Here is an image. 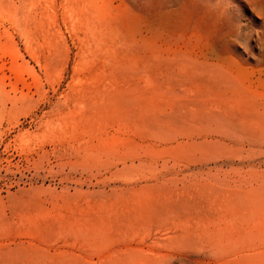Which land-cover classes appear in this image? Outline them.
Listing matches in <instances>:
<instances>
[{
	"label": "rangeland",
	"instance_id": "rangeland-1",
	"mask_svg": "<svg viewBox=\"0 0 264 264\" xmlns=\"http://www.w3.org/2000/svg\"><path fill=\"white\" fill-rule=\"evenodd\" d=\"M262 227L264 0H0V264H264Z\"/></svg>",
	"mask_w": 264,
	"mask_h": 264
},
{
	"label": "bare ground",
	"instance_id": "bare-ground-1",
	"mask_svg": "<svg viewBox=\"0 0 264 264\" xmlns=\"http://www.w3.org/2000/svg\"><path fill=\"white\" fill-rule=\"evenodd\" d=\"M164 5V4H163ZM158 11V10H157ZM156 11V12H157ZM159 12V11H158ZM156 14V13H155ZM148 16V15H147ZM150 16H153V15H150ZM159 21V20H158ZM155 23H156V21H155ZM154 24V23H153ZM117 221V220H116ZM159 221H162V220H159ZM169 221V220H168ZM182 221V220H181ZM227 221V220H226ZM235 221V220H234ZM258 221V220H257ZM122 222V221H121ZM164 222V221H163ZM166 223H167V220L165 221ZM165 222H164V224H165ZM210 222V221H209ZM208 222V223H209ZM238 222H240V221H238ZM253 222V221H252ZM120 223V222H119ZM125 223V222H124ZM149 223V222H148ZM157 223H159V222H157ZM199 223V222H198ZM216 223V222H215ZM220 223V222H219ZM234 223V222H233ZM247 223V222H246ZM263 223V222H262ZM126 224V223H125ZM154 224H156V223H154ZM185 224V223H184ZM187 224V223H186ZM201 224V223H200ZM213 224V223H212ZM217 224V223H216ZM227 224V223H226ZM228 224H229V221H228ZM227 224V225H228ZM235 224V223H234ZM248 224H249V222H248ZM255 224H256V222H255ZM158 225V224H157ZM173 225V224H172ZM182 225V224H181ZM189 224H187V225H185V226H188ZM219 225V224H218ZM225 225V224H224ZM253 225V224H252ZM124 226V225H123ZM126 226V225H125ZM132 226V225H131ZM145 226H146V224H145ZM148 226V225H147ZM155 226V225H154ZM200 226H202V225H200ZM207 226V225H206ZM217 226V225H216ZM215 226V227H216ZM223 226V225H222ZM233 226V225H232ZM236 226V225H235ZM136 227V226H135ZM171 227V226H170ZM190 227V226H189ZM203 227V226H202ZM240 227V226H239ZM127 228V227H126ZM131 228V227H130ZM151 228V227H150ZM164 228V227H163ZM162 228V229H163ZM179 228V227H178ZM205 228H207V227H205ZM220 228V227H219ZM256 228V227H255ZM260 228V227H259ZM263 228V227H262ZM261 228V229H262ZM155 230H156V228H154ZM180 229V228H179ZM195 229V228H194ZM202 229V228H201ZM200 229V230H201ZM208 229V228H207ZM221 229V228H220ZM247 229V228H246ZM250 229V228H249ZM264 229V228H263ZM138 230V229H137ZM146 230V229H145ZM170 230V229H169ZM175 230V229H174ZM190 230H191V228H190ZM227 230V229H226ZM253 230V229H252ZM256 230V229H255ZM117 231H120V230H117ZM159 231V230H158ZM189 231V230H188ZM196 231V230H195ZM218 231V230H217ZM228 231V230H227ZM115 232V231H114ZM122 232V231H121ZM132 231H130V233H131ZM202 232V231H201ZM221 232H222V230H221ZM119 233V232H118ZM141 233V232H140ZM155 233V232H154ZM217 233V232H216ZM125 234V233H124ZM134 234V233H133ZM182 234V233H181ZM198 234V233H197ZM229 234V233H228ZM121 235V234H120ZM151 235V234H150ZM158 235H159V233H158ZM164 235V234H163ZM172 235H174V234H172ZM178 235V234H177ZM206 235H208V234H206ZM244 235V234H243ZM137 236H139V235H137ZM176 236V235H175ZM184 236H185V234H184ZM184 236H182V238L184 237ZM220 236V235H219ZM123 237V236H122ZM154 237V236H153ZM125 238V237H124ZM128 238V237H127ZM126 238V239H127ZM130 238V237H129ZM138 238V237H137ZM155 238V237H154ZM169 238H170V236H169ZM215 238V237H214ZM113 239V238H112ZM134 239V238H133ZM142 239V238H141ZM146 239V238H145ZM149 239V238H148ZM166 239H167V237H166ZM196 239H198V238H196ZM208 239H210V238H208ZM219 239V238H218ZM220 239H221V237H220ZM220 239H219V241H220ZM172 240V239H171ZM174 240H177L176 239V237L174 238ZM174 240H172V242L174 241ZM179 240L181 241V239L179 238ZM189 240V239H188ZM192 240V239H191ZM217 240V239H216ZM238 240V239H237ZM158 241V240H157ZM168 241V240H167ZM178 241V240H177ZM184 241V240H183ZM186 241V240H185ZM146 242V241H145ZM158 242H161V241H158ZM165 242V241H164ZM187 242V241H186ZM196 242H199L200 243V241H196ZM204 242V241H203ZM228 242V241H227ZM91 243V242H90ZM124 243V242H123ZM127 243V242H126ZM144 243V242H143ZM152 243V242H151ZM150 243V244H151ZM168 243V242H167ZM175 243V242H174ZM185 243V242H184ZM191 243H192V241H191ZM215 243V242H214ZM219 243V242H218ZM116 244V243H115ZM131 244H133V243H131ZM159 244V243H158ZM163 244V243H162ZM187 244V243H186ZM221 244V243H220ZM238 243H236V245H237ZM117 245V244H116ZM122 245V244H121ZM143 245V244H142ZM170 244L168 243V246H169ZM202 245V244H201ZM209 245V244H208ZM216 245V244H215ZM222 245V244H221ZM233 245H234V243H233ZM252 245V244H251ZM115 246V245H114ZM191 246V245H190ZM211 246V245H210ZM214 246V245H213ZM235 246V245H234ZM243 246V245H242ZM246 246V245H245ZM250 246V245H249ZM128 247V246H127ZM148 247V246H147ZM196 247V246H195ZM212 247V246H211ZM217 247V246H216ZM239 247V246H238ZM116 248H118V247H116ZM138 248V247H137ZM144 248V247H143ZM146 248V247H145ZM187 248V247H186ZM198 248V247H197ZM202 248V247H201ZM226 248H228V247H226ZM239 248H243V247H239ZM259 248H261V247H259ZM262 248H264V247H262ZM261 248V249H262ZM156 249V248H155ZM177 249H179V248H177ZM180 249H181V247H180ZM192 249V248H191ZM122 250V249H121ZM129 250H131V249H129ZM147 250H148V248H147ZM174 250V249H173ZM183 250H184V248H183ZM212 250V249H211ZM220 251L222 250V249H219ZM232 250H233V248H232ZM116 251V250H115ZM128 251V250H127ZM126 251V252H127ZM138 251V250H137ZM160 251V250H159ZM179 251V250H178ZM209 251H210V249H209ZM215 251H216V248H215ZM223 251V250H222ZM245 251V250H244ZM124 252V251H123ZM132 252V251H131ZM146 252V251H145ZM144 252V254H146ZM149 252H151V251H149ZM149 252H147V253H149ZM173 252V251H172ZM158 253V252H157ZM164 253V252H163ZM196 253V252H195ZM216 253V252H215ZM219 253H221V252H219ZM218 253V254H219ZM110 254V253H109ZM143 254V253H142ZM154 254V253H153ZM166 254V253H165ZM217 254V255H218ZM222 254V253H221ZM231 254V253H230ZM114 255H116V254H114ZM114 255L112 256V257H114ZM134 255V254H133ZM155 255H157V254H155ZM158 255H160L159 253H158ZM233 255V254H232ZM238 255V254H237ZM117 256V255H116ZM154 256V255H153ZM168 256V255H167ZM186 256V255H185ZM216 256V255H215ZM220 256V255H219ZM228 256V255H227ZM110 257V256H109ZM133 257H135V256H133ZM132 257V258H133ZM145 257V256H144ZM162 257V256H161ZM165 257V256H164ZM164 257H163V259H164ZM214 257V256H213ZM119 258V257H118ZM126 258V257H125ZM124 258V259H125ZM139 258V257H138ZM142 258V257H141ZM155 258H157V257H155ZM168 258H170V257H168ZM202 258V257H201ZM222 258H223V256H222ZM231 258V257H230ZM115 259V258H114ZM114 259H112V260H114ZM120 259H122V257H120ZM158 259V258H157ZM162 259V258H161ZM160 259V260H161ZM210 259V258H209ZM216 259H221V257H219V258H216ZM226 259V258H225ZM108 260H109V258H108ZM108 260H107V262H108ZM149 260H151V259H149ZM153 260V259H152ZM173 260V259H172ZM195 260V259H194ZM200 260H202V259H200ZM206 260H207V258H206ZM213 260V259H212ZM128 260H126L125 262H127ZM134 261V260H133ZM154 261V260H153ZM199 261V260H198ZM211 261V260H210ZM110 262V261H109ZM116 262V261H115ZM129 262V261H128ZM130 262H132V260L130 261ZM137 262V261H136ZM140 262H141V260H140ZM151 262V261H150ZM163 262V261H162ZM167 262V261H166ZM173 262V261H172ZM205 262H207V261H205ZM216 262V261H215ZM112 263V262H111ZM144 263V262H143ZM142 263V264H143ZM156 263V262H155ZM154 263V264H155ZM210 263V262H209ZM213 263V262H212ZM106 264V263H105ZM114 264V263H113ZM169 264V263H168Z\"/></svg>",
	"mask_w": 264,
	"mask_h": 264
}]
</instances>
